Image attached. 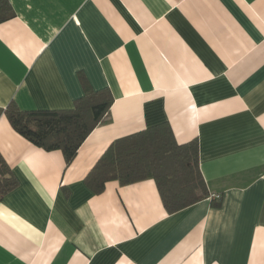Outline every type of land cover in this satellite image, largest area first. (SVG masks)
<instances>
[{"label": "crops", "instance_id": "obj_1", "mask_svg": "<svg viewBox=\"0 0 264 264\" xmlns=\"http://www.w3.org/2000/svg\"><path fill=\"white\" fill-rule=\"evenodd\" d=\"M0 23V264H264V0H9ZM111 117L67 162L6 108L70 109L84 84ZM168 123L197 140L211 196L170 213L152 178L87 177L110 144ZM220 195L214 199L213 195Z\"/></svg>", "mask_w": 264, "mask_h": 264}, {"label": "trees", "instance_id": "obj_2", "mask_svg": "<svg viewBox=\"0 0 264 264\" xmlns=\"http://www.w3.org/2000/svg\"><path fill=\"white\" fill-rule=\"evenodd\" d=\"M15 16L9 0H0V23ZM84 95L70 109L22 110L15 102L6 108L13 128L36 146L61 150L67 162L76 156L89 133L110 120V90L84 84ZM152 178L170 213L211 196L200 168L197 140L179 144L168 123H162L113 141L87 177L95 192L109 180L122 184ZM17 186L9 164L0 153V201Z\"/></svg>", "mask_w": 264, "mask_h": 264}, {"label": "built area", "instance_id": "obj_3", "mask_svg": "<svg viewBox=\"0 0 264 264\" xmlns=\"http://www.w3.org/2000/svg\"><path fill=\"white\" fill-rule=\"evenodd\" d=\"M213 198H214V199H220V195H218V194H214V195H213Z\"/></svg>", "mask_w": 264, "mask_h": 264}]
</instances>
